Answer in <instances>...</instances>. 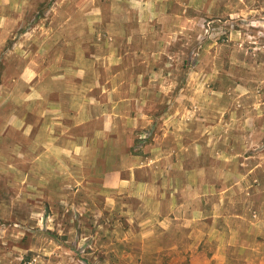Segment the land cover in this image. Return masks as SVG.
Masks as SVG:
<instances>
[{
  "label": "rangeland",
  "instance_id": "obj_1",
  "mask_svg": "<svg viewBox=\"0 0 264 264\" xmlns=\"http://www.w3.org/2000/svg\"><path fill=\"white\" fill-rule=\"evenodd\" d=\"M11 1L10 8L0 6V20L19 25L15 36L40 26L42 32L72 33L68 39L76 43L90 30L95 38L83 42L90 54H105L112 44L122 50L123 96L146 101L139 109L137 101L129 104L134 127L123 143L135 146L129 153H140L147 165L156 161L153 155L177 165L166 176L187 183L179 192L186 210L213 209L215 196L202 203L194 197H205L210 187L219 191L229 179L234 212L264 204V0ZM124 22L130 39L110 40L109 33L119 32ZM1 35L0 96L6 77L19 75L5 60L19 37ZM130 78L138 87L128 86ZM3 164L0 160V264H168L167 256L153 262L145 253L152 236L185 237L162 235L161 221L152 223L147 203L127 193L101 192L92 184L57 185L47 176L33 180L18 173L29 167ZM167 166L154 167L155 176ZM147 174L150 168L143 166L140 177ZM189 181L198 182L195 190ZM235 226L245 229L244 223ZM242 236L245 232L235 239ZM244 260L235 255L228 264Z\"/></svg>",
  "mask_w": 264,
  "mask_h": 264
},
{
  "label": "crops",
  "instance_id": "obj_2",
  "mask_svg": "<svg viewBox=\"0 0 264 264\" xmlns=\"http://www.w3.org/2000/svg\"><path fill=\"white\" fill-rule=\"evenodd\" d=\"M0 6L10 8L13 3L2 0ZM15 28L20 29L8 19L0 20L3 39L15 36ZM118 29L109 33L110 40L132 36L125 33V22ZM82 34L73 43L68 39L72 33L59 35L53 29L42 32L40 26L16 33L17 45L5 54V60L17 67L19 75L12 80L6 77L0 96L3 166L29 167L28 173L20 169L18 173L33 180L47 176L57 185L92 184L101 192H124L146 202L152 223L161 221L162 235H185L181 240L152 236L145 253L153 262L155 256L162 255L171 258L168 264H228L229 259L241 255L245 264H264V204L258 202L257 209L245 207V211L234 212L233 182L229 179L219 191L210 187L205 197L203 193L194 197L202 203L215 196L213 209L191 206L186 210L179 192L188 187L187 183L178 178L169 180L170 174L167 180L166 176L178 170L177 165L153 155L151 160L156 156V161L150 163L151 168L139 158L140 153L130 154V145L123 143V136L134 127L127 111L129 104L137 101L139 109L146 101L142 97L136 100L131 93L123 96L127 78L123 75L122 50L112 44L105 54H90V46L83 42L95 38V31ZM131 79L128 86L138 87ZM124 150L128 154H123ZM165 164L168 166L160 171L161 177L155 176L154 167L162 169ZM143 166L150 168L145 180L140 177ZM188 183L193 190L198 186L195 181ZM236 222L244 223L245 229H237ZM243 232L245 236L235 239Z\"/></svg>",
  "mask_w": 264,
  "mask_h": 264
}]
</instances>
